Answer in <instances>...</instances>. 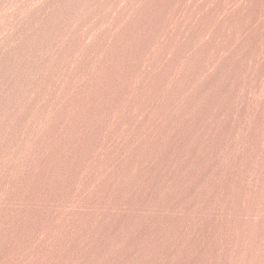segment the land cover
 I'll return each instance as SVG.
<instances>
[{"label":"rangeland","instance_id":"rangeland-1","mask_svg":"<svg viewBox=\"0 0 264 264\" xmlns=\"http://www.w3.org/2000/svg\"><path fill=\"white\" fill-rule=\"evenodd\" d=\"M17 50L0 264H262L264 0H0Z\"/></svg>","mask_w":264,"mask_h":264},{"label":"bare ground","instance_id":"bare-ground-1","mask_svg":"<svg viewBox=\"0 0 264 264\" xmlns=\"http://www.w3.org/2000/svg\"><path fill=\"white\" fill-rule=\"evenodd\" d=\"M41 8V7H40ZM46 10V9H44ZM53 8H47V14L52 13ZM54 13L50 14L51 16ZM48 29V28H47ZM50 29V27H49ZM54 27L51 29V34L54 36L53 39L56 38L58 30L54 33ZM62 28H59L61 30ZM19 36V39L22 38V35L20 32L16 33ZM33 41V40H31ZM27 42V46L31 48L39 47L40 52H42V48H44V42L42 40H35L36 44H32V42ZM43 43V44H42ZM50 46H53V42ZM8 56V57H7ZM7 60L9 63L8 69H6L4 72L0 73V114L1 111L3 112L4 109L6 110L13 100L15 99L16 93H25V91L30 87V83L27 81L26 77L22 78V75L24 76L25 73L27 74V70L29 69L30 63L29 58L26 53L19 52V50L16 51V53H13V55H7ZM1 60V57H0ZM21 75V76H20ZM22 78V79H21ZM1 121V119H0ZM1 125V122H0ZM263 254V253H262ZM264 264V254H263V262Z\"/></svg>","mask_w":264,"mask_h":264}]
</instances>
